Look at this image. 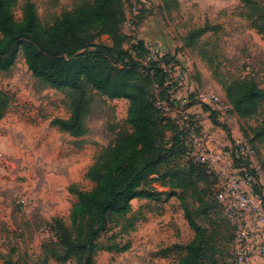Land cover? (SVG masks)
<instances>
[{"label": "rangeland", "instance_id": "obj_1", "mask_svg": "<svg viewBox=\"0 0 264 264\" xmlns=\"http://www.w3.org/2000/svg\"><path fill=\"white\" fill-rule=\"evenodd\" d=\"M32 1L44 29L65 13L93 3ZM253 1L264 12V0ZM25 2L19 0L15 10L18 21L23 18ZM122 13L126 22L134 19L136 24L123 47L130 49L135 40H142L148 49L158 51L156 59L162 60L173 83H180L171 90V102L163 105L165 113L179 125L185 124L188 117H195L192 131H200L198 136L214 151L233 155L236 146L250 145L255 152L251 166L264 174V137L257 139L254 132L257 128L264 130V107L258 116L241 120L221 85L223 81H254L264 90V39L252 27V14L240 0H122ZM205 26L209 27L208 33L193 36ZM98 43L112 45L113 41L103 35ZM154 92L158 94L157 90ZM87 95L91 99L87 132L82 137H72L52 125L55 119L71 116L66 92L35 78L21 54L9 73L0 71V264H79L75 257L63 260L65 250L53 242L52 232L58 235L62 229H71L77 193L95 187L89 178L90 169L120 136L133 132L127 122L128 101L107 99L92 89H88ZM211 96L225 102L226 109L218 111L215 102H202V98ZM191 102L196 104L182 111ZM202 105L216 111L218 121L226 129L214 126ZM188 138L191 156L204 157L202 145L193 143L191 133ZM187 168L177 158L161 168L164 176L151 183L158 198L132 202L131 212L97 240L94 264L180 262L194 232L180 200L172 193L179 191L173 184H180L179 173ZM195 180L192 176L188 183L190 211L199 226L216 231L217 260L228 264L232 259L234 230L231 225L225 228L221 209L213 202L216 185L214 193L207 180ZM210 191L214 193L213 201Z\"/></svg>", "mask_w": 264, "mask_h": 264}, {"label": "trees", "instance_id": "obj_2", "mask_svg": "<svg viewBox=\"0 0 264 264\" xmlns=\"http://www.w3.org/2000/svg\"><path fill=\"white\" fill-rule=\"evenodd\" d=\"M240 2L252 14L251 25L264 39L263 10L253 0ZM18 4L19 0H0V71L9 73L21 54L35 78L68 94L71 116L55 119L52 125L72 137L84 136L91 112L88 89L107 99L129 102L127 122L133 132L120 136L101 161L90 169L89 178L95 187L77 193L78 200L70 217L71 229H62L58 235L52 232L53 242L65 250L63 260L75 257L79 264H94L97 240L111 232L114 224L131 212L134 200L158 198L151 183L160 180L164 176L161 168L177 158L188 168L179 173L180 184H173L179 191L172 196L180 200L194 232V238L178 264H220L216 231L199 226L187 202L192 176L196 177L195 182L207 180L214 193L213 186L216 185L215 177L191 156L188 136L195 117H188L185 124L179 125L165 113L162 104L166 107L171 102V90L176 85L162 67L161 59L149 60V50L142 40H135L130 49L123 47L128 36L123 31L126 19L122 13V0H93L90 7L65 13L47 29L41 27L32 0H26L23 18L16 20ZM208 31L209 27L205 26L196 30L193 36ZM103 35L110 36L113 44L98 43ZM221 85L227 101L241 120L252 119L261 113L264 90L256 82L223 81ZM195 104L189 103L182 111ZM202 108L209 113L214 126L224 127L218 121L216 111L207 105ZM254 132L257 139L264 137L263 129L257 128ZM229 139L235 143L230 135ZM250 164V161H237L238 166L249 167ZM214 193L210 191L211 199ZM213 202L221 209L217 200ZM221 212L223 214L222 209ZM223 220L228 229L229 222L225 217ZM231 261L228 264H232Z\"/></svg>", "mask_w": 264, "mask_h": 264}, {"label": "built area", "instance_id": "obj_3", "mask_svg": "<svg viewBox=\"0 0 264 264\" xmlns=\"http://www.w3.org/2000/svg\"><path fill=\"white\" fill-rule=\"evenodd\" d=\"M125 28L124 33L130 35L136 30L135 20H128ZM148 50L149 60H156L158 51ZM174 83L176 87L180 85L179 82ZM201 100L205 104L215 102L218 111L226 109V103L216 96ZM191 135L193 143L201 144L205 153L202 158L192 156L194 162L203 164L215 177L216 200L234 230L231 263L256 264L259 260L264 261V174L253 169L251 164L249 167L237 165L239 160L251 163L255 154L253 148L248 144L238 145L231 155L214 151L196 132L191 131ZM232 164H235V168H231Z\"/></svg>", "mask_w": 264, "mask_h": 264}]
</instances>
